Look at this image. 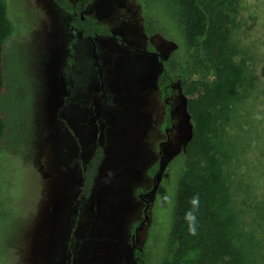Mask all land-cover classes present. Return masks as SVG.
<instances>
[{
	"label": "rangeland",
	"instance_id": "374dc122",
	"mask_svg": "<svg viewBox=\"0 0 264 264\" xmlns=\"http://www.w3.org/2000/svg\"><path fill=\"white\" fill-rule=\"evenodd\" d=\"M229 1L225 24L230 41L237 47L238 39L250 57L254 86L238 109L232 103L218 134L221 181L212 197L237 245V205L245 229L264 241V223L256 219L264 202V0ZM8 6L20 29L6 54L8 90L0 96L10 124L0 156V264H137L132 240L141 246L165 236L179 160L146 197L155 204L147 220L140 194L153 187L151 168L160 163L164 171L191 139L188 99L194 86L199 91L198 83L214 78V58L202 46L186 57L168 98L167 138L160 59L148 47L166 58L174 46L145 36L135 0H96L85 13L110 33L95 37L96 62L92 42L71 30V16L55 0ZM99 149L86 191L88 164ZM198 258L196 249L182 259Z\"/></svg>",
	"mask_w": 264,
	"mask_h": 264
},
{
	"label": "trees",
	"instance_id": "16d2710c",
	"mask_svg": "<svg viewBox=\"0 0 264 264\" xmlns=\"http://www.w3.org/2000/svg\"><path fill=\"white\" fill-rule=\"evenodd\" d=\"M62 9L71 10L67 0H55ZM142 30L148 38L160 36L173 44V49L161 60L158 87L163 98L170 96L175 82L184 73V63L194 50L202 46L214 58L215 76L211 82L198 83L199 91L188 99V110L193 122V134L189 142L161 171V164L154 165L152 176L162 174L156 183L154 194L166 179V170L177 159L180 162L173 189L172 211L162 241L143 242L135 248L136 262L140 264H264V241L256 231L246 228L245 218L237 205V245L230 235V221L221 218L213 208L212 193L221 181L217 169L221 152L217 138L223 122L231 111L232 103L237 109L248 97L254 86V74L249 64L247 51L230 41V29L225 24L230 20L224 12L229 0H135ZM220 4V6H218ZM223 7V8H222ZM20 11V10H19ZM22 13V12H20ZM23 16H26L23 11ZM96 32L110 33L93 19L88 18ZM16 14L9 12L8 0H0V96L8 89L6 54L19 28ZM237 48V49H236ZM148 52L157 53L150 44ZM237 53V62L233 54ZM167 106L166 127L173 122ZM239 123V122H238ZM10 124L7 114L0 106V156L6 150ZM220 155V154H219ZM179 158V159H178ZM102 159L99 149L88 164L85 177L86 191L93 182ZM149 202L148 210L154 209ZM4 201L0 187V214ZM257 220L264 223V202L256 205ZM148 215V211H147ZM150 216V215H149ZM261 223V224H262ZM199 250L196 263L182 259L187 253ZM227 256V257H226Z\"/></svg>",
	"mask_w": 264,
	"mask_h": 264
},
{
	"label": "flooded vegetation",
	"instance_id": "af4514ba",
	"mask_svg": "<svg viewBox=\"0 0 264 264\" xmlns=\"http://www.w3.org/2000/svg\"><path fill=\"white\" fill-rule=\"evenodd\" d=\"M95 1L96 0H75L74 4L71 5V10H69V11L64 10V11L67 12L71 16V22H70L71 30H73V32H74L75 30L78 29L80 31V33H83L86 36V38L92 42L93 47H94L93 48V55L95 56L94 59L96 62L98 60H97V57L95 54V51L97 48L96 42H95V37H97V36H108V35H106L105 33H102V32H96L93 28L92 23L90 21H86L88 18H91V17L86 16L85 13L89 11V9L95 3ZM91 19H93V18H91ZM94 21L96 22L95 19H94ZM153 54L158 55V57L160 59V53L157 52V53H153ZM160 65H162L161 60H160ZM168 98L169 97L164 98V99L168 103V106H171L170 112L172 114V103H170L168 101ZM172 126H173V122L170 126L166 127L165 133L167 135V138H168V129L171 128ZM160 153H161V151H160ZM160 156H162V154H160ZM153 186H154V184H153ZM155 189H156V187L155 188L152 187L148 192L140 194L142 201L143 202L147 201L148 206H149V200L146 199V197L149 195H152V193L155 191ZM143 223H145V222L142 221L140 223V225ZM137 264H140V263H137Z\"/></svg>",
	"mask_w": 264,
	"mask_h": 264
},
{
	"label": "water",
	"instance_id": "95a60500",
	"mask_svg": "<svg viewBox=\"0 0 264 264\" xmlns=\"http://www.w3.org/2000/svg\"><path fill=\"white\" fill-rule=\"evenodd\" d=\"M155 181H156V176H154V186H153V188H155ZM145 203H146V206H145V209H144V212H145V218L144 219L147 220V218H148L147 211H148L149 206H148V202L147 201ZM132 241H133V244H134V246L136 248L137 246L135 245V241L134 240H132Z\"/></svg>",
	"mask_w": 264,
	"mask_h": 264
}]
</instances>
